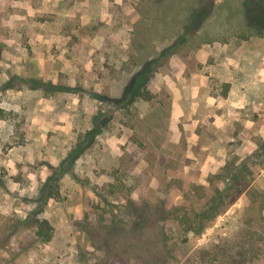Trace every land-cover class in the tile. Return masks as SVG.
Masks as SVG:
<instances>
[{
  "label": "rangeland",
  "instance_id": "1",
  "mask_svg": "<svg viewBox=\"0 0 264 264\" xmlns=\"http://www.w3.org/2000/svg\"><path fill=\"white\" fill-rule=\"evenodd\" d=\"M244 3L0 0V264H264V29ZM201 74L209 101L220 74L238 87L228 136L220 107L198 114Z\"/></svg>",
  "mask_w": 264,
  "mask_h": 264
},
{
  "label": "crops",
  "instance_id": "2",
  "mask_svg": "<svg viewBox=\"0 0 264 264\" xmlns=\"http://www.w3.org/2000/svg\"><path fill=\"white\" fill-rule=\"evenodd\" d=\"M237 61V60H235ZM222 80L225 79L224 81H227L229 83H231V86H230V91L228 93V97H223V96H219L217 99H213L212 101H209V93H210V90H209V83L207 82L206 78L207 76L206 75H202L200 77L204 78V80H202L201 84L200 85H197L196 87H193L191 86L192 88H195L193 91L195 93H197L198 97L196 96L195 98H197L196 100H198V105H200V108H197V111L199 112L198 114L201 115L200 113H202V115H206V112H207V107L209 108H215V107H220L219 108V112L221 113V116L220 117V126L223 128L222 130V134L220 133V136L225 134L228 136L229 134V131L231 129V127L235 126L236 125V122L235 119L236 118V112H237V109L236 108H231L232 104L233 105H237L236 103H243V99L242 101L239 102V100L237 101L235 99V95L237 96V92H236V89H238V87H236L237 85H235V81L231 78L229 79L227 75H222ZM236 76L239 77V78H242L245 76V74H241V70L240 69H236ZM240 89L242 90V87L240 86ZM242 92V93H241ZM240 92V96L244 98V93H243V90ZM194 95V94H193ZM193 99V96L191 97V104H194V100ZM217 101V102H216ZM245 101V99H244ZM182 102V101H180ZM190 102V101H187V103ZM220 105V106H217V105ZM232 113L234 115L233 118H230L228 113ZM205 118V116L203 117ZM206 121L208 120H204V123H207Z\"/></svg>",
  "mask_w": 264,
  "mask_h": 264
},
{
  "label": "trees",
  "instance_id": "3",
  "mask_svg": "<svg viewBox=\"0 0 264 264\" xmlns=\"http://www.w3.org/2000/svg\"><path fill=\"white\" fill-rule=\"evenodd\" d=\"M245 16L249 26L254 27L258 30L264 29V0H245ZM207 7V5H206ZM209 12L208 7L203 9L201 13L195 14V18L205 17V15ZM193 16V15H192ZM170 51V50H169ZM171 53V51H170ZM143 72H146V69H143ZM142 72V73H143ZM144 81L140 82L143 83ZM137 91V92H136ZM135 93L141 94L142 92L138 91V88H134L133 91H130V95H134ZM52 225L50 224L48 219H42L37 223V231L36 235L38 238L49 241L52 238Z\"/></svg>",
  "mask_w": 264,
  "mask_h": 264
}]
</instances>
